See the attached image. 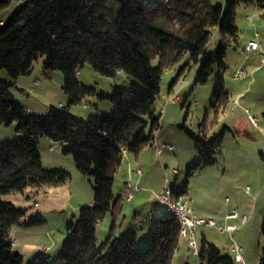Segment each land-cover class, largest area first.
Segmentation results:
<instances>
[{
  "label": "trees",
  "instance_id": "16d2710c",
  "mask_svg": "<svg viewBox=\"0 0 264 264\" xmlns=\"http://www.w3.org/2000/svg\"><path fill=\"white\" fill-rule=\"evenodd\" d=\"M20 2L0 24V69L10 80L0 78V124L17 121L22 138L0 142V264H23V257L12 248L11 229L26 214L3 195L45 184L64 182L65 169L43 167L38 150L40 137L66 144L77 169L95 181L94 202L80 207L66 225L60 251L38 253L28 264H173L180 248L181 222L177 215L154 208L153 220L145 239L137 242L133 230L127 236L98 243L96 226L108 212L121 208L115 197V174L123 162V150L136 156L155 139L160 128L156 99L164 73L185 52L194 63L202 61L198 80L207 79L211 63L222 60L228 44L236 41V7L255 3L264 9V0H0V13ZM222 38L216 56L205 57L212 30ZM46 56L49 71L60 69L64 91L70 104L97 94L115 104L111 113H94L86 120L68 108L51 107L43 116L29 112L12 93L15 79L32 72L34 61ZM158 58V64L152 60ZM86 63L103 75L125 72L138 79V85L116 87L113 93L97 92L79 80V69ZM121 71V72H119ZM180 74L170 86V92ZM216 112L229 99L222 77L214 95ZM208 111L194 139L199 159L188 164V175L215 161L223 140L222 133L208 139ZM264 118V112H263ZM175 194L187 193V183L172 186ZM43 221L41 214L31 223ZM264 233V220L262 225ZM201 264H234L230 255L204 237L199 246ZM264 264V253L261 263Z\"/></svg>",
  "mask_w": 264,
  "mask_h": 264
},
{
  "label": "rangeland",
  "instance_id": "374dc122",
  "mask_svg": "<svg viewBox=\"0 0 264 264\" xmlns=\"http://www.w3.org/2000/svg\"><path fill=\"white\" fill-rule=\"evenodd\" d=\"M211 2L218 5L224 4L225 0ZM20 5L15 2L1 12L0 24ZM235 22L238 27L236 41L227 45L222 60L215 59L211 63L206 80H198L202 61L194 63L189 52L164 73L155 104L161 123L155 132L156 144H148L137 156L127 152L123 158L113 185L115 197H120L121 208L114 214L108 212L97 224L98 243L105 242L110 233L112 238H120L133 230L137 242L143 241L153 220L154 208H162L157 194L169 186L180 187L187 183L186 194L198 215L215 219L218 224L226 221L235 224L232 232L220 231L217 227H196L199 246L205 237L222 254L230 255L234 264L261 263L264 253V62L261 61L264 9L255 3H241L236 7ZM221 38L219 30L214 28L205 57L216 56ZM252 39L260 42L262 50L251 51L246 57L243 49ZM46 61V56L40 55L34 61L31 73L14 80V98L30 113L43 116L51 107L68 108L77 118L86 120L94 113L114 111L113 101L97 94L70 104V97L63 89V72L60 69L49 71L45 67ZM152 64H158L157 57ZM239 69L244 73L236 79L234 73ZM179 74V81L170 92V86ZM78 76L83 84L108 94L116 87L129 88L140 83L125 72L103 75L89 63L79 69ZM220 76L229 99L216 112L217 102L213 95ZM0 78L11 79L6 69H0ZM176 92L179 100L170 101L169 97ZM246 109L257 116L259 126L250 122ZM207 111L208 139L222 133L221 150L215 155L214 163L204 164L188 175V164L199 159L194 139L188 132L199 131ZM17 126V121L0 124V142L22 138ZM162 145L163 152L159 154L157 146ZM171 145L173 149L169 148ZM37 146L44 168L65 169L70 175L64 182L3 195L4 199L26 210L11 229L12 248L22 255L23 264H28L44 250L51 254L60 251L67 222L75 219L81 206L92 204L95 196L94 178L77 169L72 154L65 152L66 144L42 136ZM139 169L143 174L139 175ZM128 184L130 187L139 186L130 201L125 197ZM233 211L239 215L226 220L225 215ZM38 214L43 221L31 223L30 219ZM184 240L173 264H201L199 255L194 254ZM237 248H241L242 262L235 257Z\"/></svg>",
  "mask_w": 264,
  "mask_h": 264
},
{
  "label": "built area",
  "instance_id": "2783aa9c",
  "mask_svg": "<svg viewBox=\"0 0 264 264\" xmlns=\"http://www.w3.org/2000/svg\"><path fill=\"white\" fill-rule=\"evenodd\" d=\"M234 46L238 47V44L234 43ZM253 50H262L261 44L257 39H252L244 46L243 51L245 52L246 57L249 56V52ZM261 61L264 62V53H261ZM121 72V71H119ZM244 71L242 69L237 70L234 73V78H240L243 75ZM170 101L179 100V96L176 93H173L169 97ZM248 113V119L254 126H259L258 118L256 115L251 114L249 109H246ZM150 144L155 145L156 140H152ZM164 146H157L158 153L161 154ZM170 149H173V146H169ZM127 154L126 150H123V156L125 157ZM139 174H142V170H138ZM130 182V181H129ZM128 191L125 195L126 200L130 201L133 198L134 192L139 189V186L130 187L128 184ZM157 199L161 203L164 210L169 211L177 215L181 222V230H180V239H186L189 247L192 249L194 254H199V243L196 237V227L198 226H207V227H217L220 231H229L235 228V224L228 223L226 221L225 224H218L215 219L205 218L198 215L193 207L191 206V200L186 193L175 194L172 190V186L167 187L164 191L157 194ZM239 213L237 211L229 212L225 215L226 220L230 218L237 217ZM246 219V216H243V220ZM241 249V248H239ZM239 249H236V259L239 261H243L242 256L239 252Z\"/></svg>",
  "mask_w": 264,
  "mask_h": 264
},
{
  "label": "crops",
  "instance_id": "0c3cea01",
  "mask_svg": "<svg viewBox=\"0 0 264 264\" xmlns=\"http://www.w3.org/2000/svg\"><path fill=\"white\" fill-rule=\"evenodd\" d=\"M257 51H259V50H253V52H257ZM155 139H156V137H155ZM151 145H153V144H151ZM162 146H164V145H162ZM162 152H163V150H162ZM142 174H143V171H142ZM139 175H141V174H139ZM188 193V192H187ZM184 240V239H183ZM183 240L181 241V244H180V248L179 249H181V246H182V244H183ZM186 240V239H185ZM184 240V241H185ZM185 243H186V245H188V242H187V240L185 241Z\"/></svg>",
  "mask_w": 264,
  "mask_h": 264
}]
</instances>
